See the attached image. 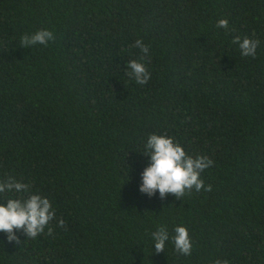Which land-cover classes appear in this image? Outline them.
<instances>
[{
    "label": "trees",
    "instance_id": "16d2710c",
    "mask_svg": "<svg viewBox=\"0 0 264 264\" xmlns=\"http://www.w3.org/2000/svg\"><path fill=\"white\" fill-rule=\"evenodd\" d=\"M40 29L54 40L21 46ZM236 36L259 40L255 57ZM137 39L149 46L143 85L127 75L143 55ZM153 133L210 158L201 179L212 190L140 192ZM9 177L56 216L51 235L17 231L19 244L0 231V264H264V0H0V181ZM162 225L170 238L157 253ZM178 225L191 255L175 250Z\"/></svg>",
    "mask_w": 264,
    "mask_h": 264
},
{
    "label": "clouds",
    "instance_id": "9594fccd",
    "mask_svg": "<svg viewBox=\"0 0 264 264\" xmlns=\"http://www.w3.org/2000/svg\"><path fill=\"white\" fill-rule=\"evenodd\" d=\"M217 26L227 29L228 20L220 19ZM54 34L48 29H40L33 34H24L20 38L22 47H31L33 45L47 46L49 41L54 40ZM233 43H238L242 56H256V49L259 40L249 37L236 36ZM143 54L139 60L132 59L128 61L127 75L134 79L139 85L148 83L151 74L148 71L144 61L149 58V46L142 39H137L134 44ZM144 154L149 156L150 162L142 172V183L140 192L147 193L150 196L157 190L161 198L171 193L176 198H183L185 192H191L193 189L200 192L211 191L209 184L205 187L201 179V173L213 164V161L205 155H188L179 142L173 137L160 134H150L146 141ZM26 193L17 198H9L6 203H0V231L7 234L9 242L20 243L17 231H22L27 238H36L38 234L45 231L47 227L48 234L53 233V228L49 226L55 218L56 213L52 208L50 200L46 196L31 191L28 183L9 177L0 181V193L5 192ZM58 226L63 228L65 221L58 220ZM155 251L157 253L165 250V244L169 240V232L166 226H159L151 233ZM175 250L185 256L191 255L193 244L189 236L188 229L183 225H178L174 229V235L171 237ZM214 264H229L228 260L216 259Z\"/></svg>",
    "mask_w": 264,
    "mask_h": 264
}]
</instances>
